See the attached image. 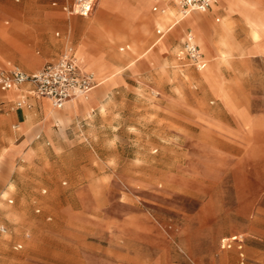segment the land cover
Masks as SVG:
<instances>
[{
  "label": "rangeland",
  "instance_id": "obj_1",
  "mask_svg": "<svg viewBox=\"0 0 264 264\" xmlns=\"http://www.w3.org/2000/svg\"><path fill=\"white\" fill-rule=\"evenodd\" d=\"M73 1L0 0V71L71 47L112 81L49 129L38 103L19 124L0 91V264H264V0H217L168 30L176 0H96L84 17ZM188 29L200 69L178 56ZM91 70L92 95L108 77Z\"/></svg>",
  "mask_w": 264,
  "mask_h": 264
},
{
  "label": "built area",
  "instance_id": "obj_2",
  "mask_svg": "<svg viewBox=\"0 0 264 264\" xmlns=\"http://www.w3.org/2000/svg\"><path fill=\"white\" fill-rule=\"evenodd\" d=\"M215 0H178L177 5L182 18L192 11L205 12L209 10ZM96 0H74L69 13L87 16L92 11ZM180 58H187L196 68H200L203 61L201 53L192 34L187 33L183 46L179 51ZM28 85V91L35 97L48 99L51 104L60 109L72 98L83 96L98 85V80L92 72L83 70L69 47L63 51L57 60L45 64L34 73H26L19 68L0 71V90L19 89ZM22 103L16 102L20 107ZM7 232L0 224V235ZM240 242L237 235L222 239L221 247H230L231 242ZM240 247V246H239ZM240 264H244L241 260Z\"/></svg>",
  "mask_w": 264,
  "mask_h": 264
},
{
  "label": "crops",
  "instance_id": "obj_3",
  "mask_svg": "<svg viewBox=\"0 0 264 264\" xmlns=\"http://www.w3.org/2000/svg\"><path fill=\"white\" fill-rule=\"evenodd\" d=\"M118 1H120V0H99V2H98V4L100 5V7H102L103 9H113L114 7H116V5H115V3L116 2H118ZM176 2V1H175ZM107 3L108 4H110V7L107 5ZM215 3H217V0H215L214 2H213V4H215ZM225 2H223L222 3V5L224 4ZM221 5V6H222ZM212 7V6H211ZM219 8H221V7H217V8H212V9H219ZM152 10L153 11H155L156 10V7H153L152 8ZM201 13V12H200ZM202 14H204V13H202ZM78 16V15H77ZM187 17V16H186ZM185 17V18H186ZM185 18H183V19H179V16H178V19L177 20H175V21H173L172 23H169L170 25H169V27L167 28V30L172 26V25H176L177 23H179V22H183V20L185 19ZM158 19V20H157ZM150 21H152V22H155L157 25L159 24V15L158 14H154V15H152V17L149 19ZM220 20H222V19H220ZM220 20H216V21H220ZM215 21V22H216ZM77 23V21H74L73 22V24L72 25H75ZM217 23V22H216ZM208 24H209V20H208V17L206 16V15H204V18H203V27H206V29H207V27H208ZM188 25H186V24H184L183 25V29L182 30H184L186 27H187ZM189 27V26H188ZM218 28V27H217ZM208 30V29H207ZM156 33H161V30H159V29H156ZM187 33H190V34H192V36L194 37V34L192 33V31L191 30H186V32H185V35H184V39H185V36H186V34ZM163 36H162V34H161V36L157 39V41H156V43H159V41H160V39L162 38ZM212 40H213V45L212 46H214V44H216V45H220L219 44V42H217L218 41V32H217V30H216V33L214 34V36L212 35ZM184 39H183V41H182V46H183V42H184ZM194 40H195V37H194ZM195 43H196V40H195ZM152 45H155V43L154 44H152ZM196 45H197V47H198V50H199V52L201 53V58H202V61H203V65H205L206 66V63H207V59H206V57H205V55H204V53L200 50V47H199V45L196 43ZM182 46H181V48H182ZM153 48V47H152ZM151 48V49H152ZM88 53V52H87ZM75 55H76V58H77V60H78V63H79V65H80V67L82 68V67H85V68H82L83 70H85V71H90L92 68H100V74L102 75V76H105V75H107V77H108V79H107V82H106V85L105 86H102L101 87V89H98V91H96L95 93H93L92 95H91V97L88 99V100H86V101H81V100H69L70 102H68V104H67V106H66V109L65 108H60V109H54L51 113H49V114H47V112L43 109V99L44 98H38V97H35L32 93H30L29 91H28V89H29V86L28 85H23L21 88H19V89H11V90H6V92H8V91H10V94L9 95H5L4 93L2 94V97L3 98H6V99H8V100H12V99H16V102H18V101H20L21 103H22V105L20 106V107H17L16 106V109L14 110V115H13V117L17 120V122L19 123V124H23L24 126H27V119H26V117H25V112H24V109H23V107H26V108H30V107H32V106H35V104L36 103H38L39 105H40V107H41V109H42V113H43V127L44 128H46V129H49L50 128V124H51V122H52V120H54V119H57V120H60V121H62V120H64V119H66V118H70L72 115H74V114H76V113H78V112H80V111H82V110H86L87 112H90V111H92L93 109H94V106L96 105V103H97V100H98V97H99V95H100V93L104 90V89H106L111 83H112V81H111V77H109L110 76V74L109 73H107V74H105L104 73V71H105V65H104V63L102 62V60H101V58H98V57H96V56H92V55H90L89 53H88V55L95 61V63L92 65H89V64H87V63H85L84 61H83V63L84 64H82V62H80V59L78 58L79 57V55H78V53H76L75 52ZM60 56V55H59ZM58 56V57H59ZM80 57L82 58V55H80ZM58 59V58H57ZM57 59H55V60H57ZM179 59H183V58H179ZM55 60H53V61H55ZM53 61H50V62H53ZM47 63H49V62H46L45 64H47ZM44 64V65H45ZM82 64V65H81ZM43 65V66H44ZM42 66V67H43ZM41 67V68H42ZM40 68V69H41ZM39 69V70H40ZM200 69V68H199ZM32 73H34V72H32ZM30 74V73H29ZM97 78V77H96ZM97 80H98V85H99V78H97ZM97 85V86H98ZM96 86V87H97ZM0 91H3V90H0ZM5 92V93H6ZM35 103V104H34ZM25 117V118H24ZM4 118H0V123H3L4 122ZM3 121V122H2ZM18 147L19 146H12V147H9L7 150V154L6 155H4V157L5 156H12V155H14V154H16L17 152H18ZM6 150V149H5ZM1 225H3V224H1ZM4 226V225H3ZM17 247H19V245L17 246Z\"/></svg>",
  "mask_w": 264,
  "mask_h": 264
},
{
  "label": "bare ground",
  "instance_id": "obj_4",
  "mask_svg": "<svg viewBox=\"0 0 264 264\" xmlns=\"http://www.w3.org/2000/svg\"><path fill=\"white\" fill-rule=\"evenodd\" d=\"M97 1H98V0H97ZM177 2H178V0H176V4H177ZM177 10H178V16H179V19H183V18H185V17L188 15V14H187L185 17L182 18L181 13L179 12L178 5H177ZM168 11H169V12H168ZM168 11H167V13H170V14H171L170 16L168 15V18L170 17V19H171L172 16H173V14H174V11H173L171 8H168ZM164 12H166L165 9H163L162 13H164ZM167 13H166V14H167ZM161 15H164V14H161ZM162 17H163V16H162ZM162 17L159 16V26H160V27H162V25H163V23H162V20H163ZM165 17H167V16L165 15ZM168 18H166V19H168ZM166 19H165V20H166ZM170 19H169V20H170ZM157 20H158V19H157ZM165 20H163V21H165ZM169 20H166V22H168ZM172 22H173V21H172ZM172 22H170V23H172ZM164 23H165V22H164ZM163 26H164V25H163ZM173 26H174V25H173ZM222 26H223L222 28H224V29H223L224 32L227 31V27L225 28L226 25L223 24ZM179 28H180V27H179ZM226 34H227V33H226ZM78 58L80 59V62H82V64H84L82 58H81V57H78ZM76 59H77V58H76ZM21 60H22V59H21ZM77 61H78V60H77ZM21 64H22L23 66H26V62H25L24 60L21 61ZM82 64H81V65H82ZM82 68H85V67H82ZM85 69H86V68H85ZM89 72H92V73L96 76V74H95L92 70H90ZM96 77H97V76H96ZM99 85H100V82H99ZM99 85H98V86H99ZM95 88H96V87H95ZM95 88H93L91 91H89L87 94H85V95H83V96H78V97L72 98V100H82V101H86V100H88L89 97H90V95H91V93L95 90ZM12 89H15V88H12ZM10 90H11V89H10ZM43 100L47 101V102L52 106V108L55 109V107L51 104V102H50L48 99H45V98H44ZM70 100H71V99H70ZM68 102H70V101H67L66 103H68Z\"/></svg>",
  "mask_w": 264,
  "mask_h": 264
}]
</instances>
